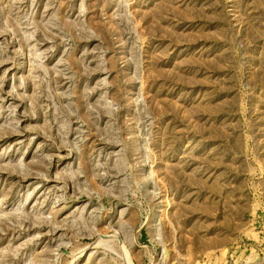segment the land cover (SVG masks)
<instances>
[{
	"label": "rangeland",
	"instance_id": "374dc122",
	"mask_svg": "<svg viewBox=\"0 0 264 264\" xmlns=\"http://www.w3.org/2000/svg\"><path fill=\"white\" fill-rule=\"evenodd\" d=\"M0 264H264V0H0Z\"/></svg>",
	"mask_w": 264,
	"mask_h": 264
}]
</instances>
